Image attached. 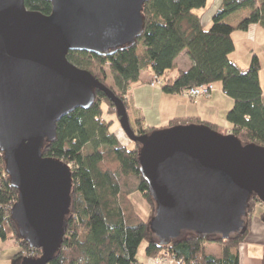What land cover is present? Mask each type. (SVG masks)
<instances>
[{
  "label": "water",
  "instance_id": "95a60500",
  "mask_svg": "<svg viewBox=\"0 0 264 264\" xmlns=\"http://www.w3.org/2000/svg\"><path fill=\"white\" fill-rule=\"evenodd\" d=\"M26 1L0 0V152L18 191L11 218L20 238L41 251L19 264H50L62 250L72 171L43 149L64 117L96 103L97 90L140 146L141 176L155 205L149 231L162 244L184 232L228 240L244 231L252 197L264 205V147L206 124L136 134L124 101L68 60L70 52L108 58L136 46L151 0H46L50 15L28 10Z\"/></svg>",
  "mask_w": 264,
  "mask_h": 264
},
{
  "label": "trees",
  "instance_id": "16d2710c",
  "mask_svg": "<svg viewBox=\"0 0 264 264\" xmlns=\"http://www.w3.org/2000/svg\"><path fill=\"white\" fill-rule=\"evenodd\" d=\"M221 1L211 27L206 29L202 17L193 11L204 9L208 0H151L145 4V31L136 46L108 58L70 52L68 60L112 89L124 101L129 116L128 92L133 84L140 82L145 70L153 73L150 84L158 77V85L166 94H180L193 87L221 83L224 93L233 100L226 115L230 124L226 133L235 135L243 144L264 147L261 63L253 54L249 67L242 69L230 59L235 51L232 37L235 27L226 22L230 15L248 10V15L236 28L245 31L251 24L264 28V0ZM25 4L30 11L43 15L52 13L49 1L27 0ZM184 52L192 65L179 71L176 77L167 78L166 72L174 68L177 58ZM96 95V103L90 109H78L58 123L56 140L43 149L44 156L72 166L74 182L64 244L50 264H145L138 258L143 243L146 258L167 256L183 259L185 264H239V247L251 229L250 216L245 220L244 231L228 240L184 232L166 245L149 231V221L138 213L132 200L133 194L139 192L155 208L148 184L140 172V146L134 143V147L129 148L122 144L112 130L116 121L119 123L116 111L113 115L117 120L104 118V105L111 117L114 106L103 92L97 90ZM142 124V119H138L135 128L132 126L137 134L156 130ZM187 124H206L222 133L217 125L199 120L188 123L173 119L166 128ZM17 197L18 191L10 185L0 152V243L15 240L31 252L32 257H37L41 251L31 249L20 238L17 224L11 218ZM257 204L264 206L256 196L252 197L249 213ZM207 244L220 245L221 257L208 254ZM24 257L27 255L18 253L16 264Z\"/></svg>",
  "mask_w": 264,
  "mask_h": 264
},
{
  "label": "crops",
  "instance_id": "0c3cea01",
  "mask_svg": "<svg viewBox=\"0 0 264 264\" xmlns=\"http://www.w3.org/2000/svg\"><path fill=\"white\" fill-rule=\"evenodd\" d=\"M213 2L215 7H217L222 1L213 0ZM213 9L212 13H207V25L209 24L211 14L214 16L219 8L214 14ZM248 13V10H240L230 15L226 19V22L235 27L232 34L234 42L235 36L237 39H241V41H246L247 44L250 42V47L253 49L251 51L253 52L258 50L260 39L264 41V28L259 24H251L245 31L237 29L236 26L242 18L248 15ZM200 16L202 17V23H204V15L200 14ZM235 54L236 45L235 51L230 54L229 57L242 69H247L251 63V56H247L246 59L245 57L236 58ZM191 65L192 63L188 56L182 53L177 58L174 68L166 72L165 76L167 78L176 77L179 71L187 70ZM143 77L144 78L141 77L140 82L131 86L127 96L129 108L134 113L133 119H135V121L142 119L143 127L156 129L166 128L173 119L185 120L188 123H195L196 120H199L220 127L219 124L225 122L226 115L233 106V100L224 93L221 83L214 84L215 91L209 98L203 97L197 100H189L182 97L180 94H166L159 85L151 86L150 80L153 77L152 71L145 74ZM216 84L220 86L219 88L221 90H217ZM216 90L219 92V95H214ZM129 117L131 119V113ZM229 128L230 124L223 129L220 127L222 133L225 134H227L226 131ZM114 132L117 134V131ZM255 208L264 210L261 204H257L254 209ZM250 217L252 219L250 232L239 247V264H264V220L262 219V213L261 215L255 216L251 214ZM206 250L208 254L217 258H220L222 255V248L217 244H207ZM18 253H20V249L18 245L13 242L0 243V264H16L15 256ZM141 256L140 261L145 264H158L154 258L145 257V245ZM163 264L173 263L167 261Z\"/></svg>",
  "mask_w": 264,
  "mask_h": 264
},
{
  "label": "rangeland",
  "instance_id": "374dc122",
  "mask_svg": "<svg viewBox=\"0 0 264 264\" xmlns=\"http://www.w3.org/2000/svg\"><path fill=\"white\" fill-rule=\"evenodd\" d=\"M214 2H213V0H209L208 1V4H207V6L204 8V9H201V10H194L193 12L195 13V14H202V15H204V23H203V26L206 28V29H208V28H210L211 27V25H212V18H213V15L211 14V16H210V20H209V24L207 25V22H208V20H207V13L208 12H211L212 13V9H213V14H214V12L219 8V6L221 5V3H220V5H218L217 7H215V5L213 4ZM234 39H235V45H236V58H243V57H245V59H246V57L247 56H251V58H252V56H253V54H256L257 55V57L259 58V60H260V63H261V70H260V81H261V85H262V88L264 89V41H262V39H260V41H259V48H258V50L257 51H251V50H253L252 49V47H250V42L247 44L246 43V41H241V39L239 40V39H237V37L235 36L234 37ZM139 45H141V44H139ZM185 53V55H187L186 54V52H184ZM151 72V70H145V71H143L142 72V74H141V77L142 78H144L143 76L145 75V74H148V73H150ZM110 78V77H109ZM162 80L164 79V77L163 76H161L160 77ZM108 84L111 86L112 85V80H111V78L108 80ZM220 86L218 85V84H216V88H217V90L219 89V90H221L220 88H219ZM216 90V92H215V94L214 95H219V92ZM115 111V109L114 110H111V113H112V117L111 116H109L108 115V113H107V106H105L104 105V118L105 119H108V120H110V119H114V120H117V117L116 116H114L113 114V112ZM130 113H131V119H130V123H131V126H133L134 128H135V119H133V112L130 110ZM220 125V127H221V129H223V128H226L228 125H229V122H227V120H225V122H222V123H220L219 124ZM120 127V124L116 121V123L113 125V127H112V130L113 131H117V136L119 137V139H120V141L122 142V144H124V145H127L129 148H133L134 147V143H132L127 137H126V135L123 133V131L119 128ZM132 127V128H133ZM120 129V130H119ZM134 131H135V133L137 134V131L135 130V129H133ZM122 131V132H121ZM69 166L72 168V166L69 164ZM132 200H133V202H134V204H135V206H136V209L138 210V213L145 219V220H148L149 222H150V220H151V218H152V216H153V210L155 209V208H153V206H152V204H150L144 197H143V195L141 194V193H139V192H136L135 194H133V196H132ZM16 203V202H15ZM14 203V204H15ZM256 206V205H255ZM254 206V207H255ZM264 207V206H263ZM254 210H256V211H254ZM263 209H260V208H253L252 209V211H251V213H250V215L252 214V215H261V213L263 214L264 213V210L262 211ZM154 213H155V210H154ZM7 242H13L14 244H16V245H18V247H19V249H20V253L22 252L24 255H27V257H32L30 254H31V252H29L28 250H26L25 248L23 249V247H21L20 246V244L18 243V242H16L15 240H13V241H7ZM144 245H145V243H143L142 245H141V247H140V249H139V255H138V257H139V259L141 260V255H142V253H143V247H144ZM218 245V244H217ZM146 246V245H145ZM41 254V253H40ZM38 257H40V255L39 256H37V257H34V258H38ZM162 257H155L154 259H156V260H160ZM177 261V260H176ZM176 261H174V264H176L177 262Z\"/></svg>",
  "mask_w": 264,
  "mask_h": 264
},
{
  "label": "built area",
  "instance_id": "2783aa9c",
  "mask_svg": "<svg viewBox=\"0 0 264 264\" xmlns=\"http://www.w3.org/2000/svg\"><path fill=\"white\" fill-rule=\"evenodd\" d=\"M160 84V80L158 77H154L153 83L151 86H157ZM215 91V85L214 84H209V85H201L197 87H193L189 90H183L181 91L180 95L186 99L189 100H197L198 98H209L212 93ZM156 260V259H155ZM167 261H171L174 264L175 259H169L167 256L164 258H161L160 260H156L158 264H163ZM176 264H185L183 259H178L176 261Z\"/></svg>",
  "mask_w": 264,
  "mask_h": 264
},
{
  "label": "bare ground",
  "instance_id": "6f19581e",
  "mask_svg": "<svg viewBox=\"0 0 264 264\" xmlns=\"http://www.w3.org/2000/svg\"><path fill=\"white\" fill-rule=\"evenodd\" d=\"M71 168V167H70ZM72 169V168H71ZM72 171V170H71ZM73 184H74V182H73ZM74 186V185H73Z\"/></svg>",
  "mask_w": 264,
  "mask_h": 264
}]
</instances>
